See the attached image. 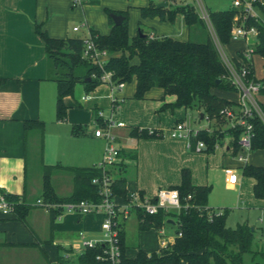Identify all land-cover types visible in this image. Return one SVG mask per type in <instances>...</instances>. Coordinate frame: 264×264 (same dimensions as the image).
Returning <instances> with one entry per match:
<instances>
[{
    "label": "crops",
    "instance_id": "0c3cea01",
    "mask_svg": "<svg viewBox=\"0 0 264 264\" xmlns=\"http://www.w3.org/2000/svg\"><path fill=\"white\" fill-rule=\"evenodd\" d=\"M151 2L83 0L80 5H73L72 0H0V189L18 195L21 202L30 205L25 221L19 220L14 210L0 211V264H78L79 232L91 239L101 237V214L61 210L51 219L50 211L35 202L38 199L44 202L41 196L44 165L54 166L49 174L53 193L68 197L74 190L71 169L87 168L101 162L106 142L103 137L94 135L93 120L97 110L110 114L111 86L100 84L82 101L81 96L87 92L82 84H76L72 95L64 97L65 119L57 120V85L49 78L51 68L45 43L37 29L58 39L84 36L90 29L106 35L111 28L107 10H113L127 13L130 37L137 35L139 25H145L149 28V36L188 40L190 31L181 14H177L173 22L157 16L141 17L140 9ZM76 25L80 28L73 31ZM236 42L239 44L234 47L231 42L227 44L233 59L244 47L243 42ZM254 75L264 79V58L262 75L256 74L255 69ZM135 88L133 78L121 90L114 91L119 101L112 114V118L123 122L124 126L112 129L120 163L109 168L114 179L125 178L126 193L137 191L153 197L161 188L180 185L181 172L187 170L191 185L211 187L207 199L209 207H212L209 199L213 188L221 187L224 191L237 193L235 205L239 208L248 206V209L264 212V199L253 194L255 180L243 173L245 165L264 166V149L253 150L245 160H239L238 150L232 153L230 138L225 135L212 150L195 151L185 139L171 137L169 131L183 120L206 126L207 123L202 125L198 110L166 107L175 97L164 95L160 87H152L142 98H135ZM212 92L235 103L239 100L237 91H232L233 96L226 93L231 91L218 88ZM257 96L258 103L264 105V94ZM36 120L44 122L43 132L37 128L25 129V121ZM76 125L81 127L79 135L72 132ZM134 127L156 130L162 135L135 137L130 134ZM226 167L237 172L235 184L226 181ZM114 199L120 202L123 197L115 195ZM217 205V208H226L225 203ZM132 216L137 230L136 242H130L128 238L127 219L121 221L125 257L133 258L138 249L146 253L159 252L162 249L161 232L165 234V227L174 223L140 230L137 212ZM243 223L251 226L247 221L237 224ZM251 229L254 231L253 226ZM174 236H167L169 244L173 243Z\"/></svg>",
    "mask_w": 264,
    "mask_h": 264
},
{
    "label": "trees",
    "instance_id": "16d2710c",
    "mask_svg": "<svg viewBox=\"0 0 264 264\" xmlns=\"http://www.w3.org/2000/svg\"><path fill=\"white\" fill-rule=\"evenodd\" d=\"M124 16L119 25H114L111 14ZM142 18L157 16L161 20L173 22L177 14H181L189 31L195 25L202 24L203 20L198 11L188 2L180 5L157 6L150 3L140 9ZM214 33L221 45L230 41L231 21L234 10L229 8L209 12ZM108 21L111 25L110 32L101 35L90 29L95 46L105 50L107 60L99 67L95 63L82 58L83 36L74 35L63 39L52 38L41 33L45 43L46 54L51 68L49 77L57 85L56 119L66 117L67 107L64 97L72 95L76 84H82L85 92L93 91L104 83L102 75L110 72L115 83L136 81L134 97L142 98L144 93L152 87H160L164 95H173L174 101L165 106L170 108L182 107L197 109L202 117L213 119L212 131L201 130L196 139L206 143L205 151H210L221 139L227 135L232 153L238 148V137L241 132L238 127H230L220 114L224 107L237 108V103L221 98L212 92V89L236 92V87L229 79L228 69L223 62L213 40L205 36L204 40L179 41L166 36L150 37L140 28L136 36L130 37L127 29V13L122 11L107 10ZM256 52L264 57V35L260 36V44ZM240 55V53H238ZM136 61H135V60ZM246 62L243 59V62ZM235 66L240 64L233 59ZM243 63L244 65L248 64ZM248 68V67H247ZM253 69H249L246 79H252ZM219 79L217 83L216 80ZM264 94V90H260ZM263 114L264 105L259 104ZM95 112V111H94ZM254 135L251 141V151L264 149V122L258 117L251 118ZM227 123V124H225ZM225 124V126H224ZM25 129L37 128L44 130V122L40 120L25 121ZM224 126V127H222ZM73 134L79 135L81 127L73 126ZM130 134L135 137H160L162 134L156 130L132 128ZM54 166H43L44 202L64 203L89 199L98 202L100 195L98 185L92 183L93 178H101L103 169L97 165L87 168H72L74 174V190L68 197L56 196L51 188L49 174ZM107 170H110L107 169ZM243 173L252 177L255 182L253 194L256 198L264 199V166L245 165ZM114 195L125 198V178L114 179L112 185ZM179 193L182 208L179 212H164L159 210L155 215H144L137 212L139 229L147 230L159 228L172 221L176 225L173 243L159 252L146 253L138 249L133 258H126L122 231H119L121 245V262L119 264H249L245 261L246 254L253 255V229L247 224H237L235 228L226 226L227 208L212 209L207 205L210 186H193L187 170L181 172V184L173 187ZM13 205L16 217L25 221L30 205L21 202L18 195L5 193ZM190 195V198L188 196ZM20 201V203H19ZM187 205V207H185ZM217 210H222L220 215ZM51 219L59 213L60 208L49 209ZM180 233V236L177 234ZM99 247L87 248L78 255V264H104L95 260ZM252 264H259L253 262Z\"/></svg>",
    "mask_w": 264,
    "mask_h": 264
},
{
    "label": "built area",
    "instance_id": "2783aa9c",
    "mask_svg": "<svg viewBox=\"0 0 264 264\" xmlns=\"http://www.w3.org/2000/svg\"><path fill=\"white\" fill-rule=\"evenodd\" d=\"M168 4L177 3L178 0H162ZM200 17L207 22L208 27L212 26L208 12L201 5L200 0ZM83 0H72L73 5H80ZM230 8L234 10V15L231 21L230 41H241L244 47L240 49V55L235 57V61L240 64L237 68L233 61L226 59L220 55L225 63L231 83L236 87L239 100L237 108L224 107L220 110V114L228 121L230 127H238L241 132L238 137V154L239 160H245L251 152V141L254 135L251 118L255 115L264 122V114L259 106V103L254 96V93H260L264 90V79H257L254 75L253 58L255 55H260L256 52V48L260 44V36L264 35V0H231ZM197 10V9H196ZM199 13V12H198ZM79 26H74L73 31H78ZM214 33V32H213ZM153 37V35H150ZM213 38L217 41L215 44L217 50L220 46L215 33ZM214 42V41H213ZM215 43V42H214ZM220 54V53H219ZM261 56V55H260ZM263 57V56H261ZM82 58L87 59L99 67H102L108 54L105 50L98 49L92 39L91 33L88 30L83 36V51ZM264 58V57H263ZM243 59L248 64L244 65ZM245 62V63H246ZM248 67V68H247ZM253 69L252 79H246L249 69ZM110 72H105L102 75V80L111 86V112L104 114L103 111L97 110L94 116L95 123L94 135L103 137L106 144L101 162L97 164L103 169L101 178H93L92 183L98 185L100 200L98 202L89 199H81L75 202L64 203H49L36 200L37 205L43 206L49 210L51 208H60V210L73 211L82 214H101V237L97 239L87 238L84 232H79L77 241L80 246L79 253L87 248L99 247L101 252L97 253L95 260L104 262V264H119L121 262V245L119 231L121 221L128 218L134 212H141L144 215H155L162 210L164 212L175 211L179 212L182 208L179 193L176 189L161 188L153 197L140 194L137 191H130L126 194L122 201H115V195L112 192L111 185L114 181L113 174L110 172L109 166L115 165L119 160L118 149L114 145V136L112 129L114 127H123V122H115L112 119V114L116 111L119 97L114 94V91L121 90L125 82L115 83L111 78ZM89 92L81 96L84 101L89 98ZM209 122L207 116L203 117ZM201 130L209 132V124L200 127L193 126L188 121L183 120L177 122L169 131L171 137L183 138L187 141L188 146L195 151H202L206 148V143L201 139H196L192 143V139L196 138ZM216 146V145H215ZM226 181L229 184H235L238 180V174L235 169L226 167L224 169ZM190 198V195L188 196ZM15 202L9 201L6 198L5 192L0 189V211L8 212L13 210ZM187 207V205H185ZM222 210H217L216 214L220 215ZM160 247L166 248L169 244V238L161 232ZM180 236V233L177 234Z\"/></svg>",
    "mask_w": 264,
    "mask_h": 264
},
{
    "label": "rangeland",
    "instance_id": "374dc122",
    "mask_svg": "<svg viewBox=\"0 0 264 264\" xmlns=\"http://www.w3.org/2000/svg\"><path fill=\"white\" fill-rule=\"evenodd\" d=\"M154 4H157L160 0H152ZM188 2L190 5H192L199 14L200 7L198 5L197 0H178L177 3L170 4L172 6L174 5H180L181 3ZM201 5L204 7V9L209 13L213 11H219V10H226L230 8L231 0H200ZM144 33L149 34V28H147L145 25H139ZM214 29L212 26L210 28L207 25V22L203 19L202 24L195 25L192 30L190 31L189 39L191 40H204L205 36H209L217 45V41L213 38ZM188 38V37H187ZM233 45L231 47H234L237 43L236 41L232 42ZM218 52L220 55H223V57H226V59L233 61V57H230L231 51L228 45H221L218 48ZM253 64L254 69L256 71V74L262 75L263 73V58L259 55H255L253 58ZM228 91V90H227ZM228 95L233 96L232 91L226 92ZM258 93H254V96L258 100L259 97L257 96ZM115 122L118 120L116 118H112ZM202 119V125L204 123L209 124V133L212 131V124L214 123V120L211 119L209 122L206 121V119ZM226 120V119H225ZM227 121V120H226ZM190 123V121H188ZM228 123V121H227ZM225 123V124H227ZM192 124V123H190ZM224 124V126H225ZM193 126H198L194 125ZM222 126V127H224ZM165 133V132H164ZM263 152L261 151V154ZM254 160H257V157L254 158ZM119 160L116 162L115 165L119 164ZM114 167V166H113ZM236 192L231 191H224L221 187L213 188L211 197L209 199V204H212V209L217 208V204L219 203H225L226 208L228 209V214L226 217V225L231 228H235L237 223H242L244 221H247L249 225L254 227L253 231V251L255 252L254 256L250 254H246L244 256V259L249 264H252L253 262H259V264H264V212H260L259 210H252L248 209V206H242V208H239L235 205V199H236ZM214 206V207H213ZM241 206V205H239ZM135 218L131 215L128 216L126 220V232L129 236L130 242H136L137 238V230L135 228ZM250 226V227H251ZM165 234L166 236H172L175 235L176 232V225L166 226ZM156 230V229H155ZM154 239V237H152Z\"/></svg>",
    "mask_w": 264,
    "mask_h": 264
},
{
    "label": "water",
    "instance_id": "95a60500",
    "mask_svg": "<svg viewBox=\"0 0 264 264\" xmlns=\"http://www.w3.org/2000/svg\"><path fill=\"white\" fill-rule=\"evenodd\" d=\"M167 5H168L167 1H161V2H159L157 4V6H167ZM111 19H112L114 25H119L123 21L124 16L121 15V14H115V13H113V14H111ZM216 82L218 83L219 82V79L216 80ZM170 222H172V221H170Z\"/></svg>",
    "mask_w": 264,
    "mask_h": 264
}]
</instances>
